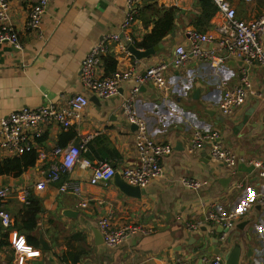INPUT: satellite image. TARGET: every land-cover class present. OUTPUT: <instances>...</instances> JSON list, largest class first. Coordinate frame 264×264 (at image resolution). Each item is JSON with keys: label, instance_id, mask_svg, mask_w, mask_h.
<instances>
[{"label": "crops", "instance_id": "obj_1", "mask_svg": "<svg viewBox=\"0 0 264 264\" xmlns=\"http://www.w3.org/2000/svg\"><path fill=\"white\" fill-rule=\"evenodd\" d=\"M7 1L19 48L0 45V115L48 103L60 105L71 96L84 93L89 103L79 121L67 130L53 122L44 126L35 148L48 152L56 146L79 145L81 139L90 135L81 156L93 164L106 163L118 173L137 164L136 129L121 112L124 97L135 83L130 80L120 86L116 96L99 99L81 84L80 65L90 48L105 35H119L124 46V37L128 36L133 45L152 31L162 8L176 11L174 30L151 57L137 60L131 54L119 53L117 42L111 43L113 52L107 56L115 62L114 70L131 68L135 74H143L157 63H168L164 74L166 89L146 83L139 87L135 99L136 111L148 133L156 142L171 147L170 154L160 160L164 176L141 188L145 194L135 199L120 192L113 179L105 186L90 184V172L76 167L64 180L68 177L79 182L83 194L90 199L86 208L79 205L75 196L59 192V183L33 190L40 171L46 168L36 158L34 165L20 176H0V187L12 188L4 203L12 223L16 220L21 225L19 217L30 205V197L41 205L34 230L20 231L12 223L6 229L0 227V264H174L176 259L204 264L216 256L213 252L217 250L225 264L227 253L236 245L241 249L239 264H264V209L253 198L264 194V65L248 67L229 55L223 56L224 62L218 67L194 57L180 67L172 62L175 46L190 50L191 31L211 37L210 43L200 44L202 50H216L222 26L216 9L208 20H197L203 16L200 0H142L138 14L123 34L120 25L126 11L125 0H49L42 15L40 36L24 28L35 0ZM227 1L242 22L253 21L264 13V0ZM261 42L264 46V33ZM105 58L98 66V77L111 74ZM246 67L249 87L245 89L244 103L225 117L219 109L221 96L240 83L241 71ZM251 109L253 112L242 126ZM195 131L216 134V141L230 150L238 163L253 170L241 173L236 166L233 172L218 164L211 159L207 144L190 153ZM6 158L9 157L0 150V160ZM182 178L206 181L207 185L192 190L181 184ZM22 188L30 189L28 204L20 194ZM246 197L251 198L252 205L231 227L222 228L208 220L209 212L227 216L237 211ZM63 210L73 211L76 216L65 217ZM107 212L112 214L113 228L133 224L150 232L131 234L114 247L103 242L98 245L93 230L100 233L97 222ZM192 222H199V227L186 229L185 224ZM28 237L33 243L35 239L37 246ZM40 237L46 248H42ZM228 239L231 243L219 244ZM21 248L30 252L18 254Z\"/></svg>", "mask_w": 264, "mask_h": 264}, {"label": "built area", "instance_id": "obj_2", "mask_svg": "<svg viewBox=\"0 0 264 264\" xmlns=\"http://www.w3.org/2000/svg\"><path fill=\"white\" fill-rule=\"evenodd\" d=\"M211 2L215 6L216 12L222 17L216 50H202L200 44L210 43L211 37L191 31L188 35L190 50L186 51L183 45H177L174 48L172 62L175 67L183 66L190 57L208 61L211 66L218 67L224 62V55L232 56L248 67L254 64L264 65V46L261 42V35L264 33V13L253 21L242 22L236 18L234 8L227 0H211ZM48 3L49 0H35L26 16L24 24L26 31H35L40 36L42 35V15ZM141 3L142 0H125L126 11L120 25L123 34L130 28L135 16L138 14ZM124 38L125 46L120 42L117 34L105 35L93 45L80 65L79 78L83 87L99 99H110L116 96L122 84L130 80L134 81L135 86L130 89L121 104V112L129 125L136 126L134 148L137 164L122 169L120 176L127 184L144 188L151 181L164 176L160 160L163 156L170 154L171 147L156 142L151 137L145 123L138 116L135 99L139 87L146 83H150L161 90L166 89L164 74L168 68V63L161 62L152 65L143 74H135L131 68H126L114 70L105 77H98V66L102 58L113 52L112 42H117L119 53H125L126 56L130 55L126 43L130 44L131 39L128 36ZM18 42V32L9 17V3L7 0H0V45L7 43L19 48ZM248 67L242 69L240 83L229 90H225L221 96L219 109L225 117L232 115L234 110L244 103L245 89L249 87L246 78ZM88 103V97L84 93H77L60 105L48 103L35 109L25 108L7 115H0V150L9 158L35 152L36 160L46 166L45 169L40 171V179L32 186V189L41 191L49 185L59 183L58 191L75 196L82 208L89 205L90 199L83 194L79 182L68 177L64 180V177L78 167L90 172V184L105 186L115 173L114 167L106 163L93 164L87 158L81 156V153L86 150V143L91 139L90 135H86L81 139L79 145L56 146L48 152L35 147L37 141L42 137L44 126L53 122L63 130H67L79 121ZM216 139V134H202L195 131L191 139L189 152L193 153L207 144L211 159L230 170L235 169L238 159L230 150L223 148ZM180 182L184 187L192 190L207 185L206 181L196 179L182 178ZM11 193V187H0V227L3 229L10 227L12 223L10 214L4 209V203ZM20 194L23 196L25 203L28 204L30 189L22 188ZM253 198L255 203L264 209V194H257ZM251 205V198L246 197L237 211L229 213L227 216L209 212L207 217L208 220L220 225L222 228L224 226L229 228L233 225L234 220L246 212ZM111 215V212H107V215L100 217L97 222L103 243L109 247L119 245L131 234L150 232L144 227L133 224L113 228L110 225ZM199 225V222L185 224L188 230L197 229ZM29 252L30 250L27 248L17 250L18 254ZM61 264L77 263L62 262ZM174 264L188 263L183 259H176ZM204 264H224V261L216 255Z\"/></svg>", "mask_w": 264, "mask_h": 264}, {"label": "trees", "instance_id": "obj_3", "mask_svg": "<svg viewBox=\"0 0 264 264\" xmlns=\"http://www.w3.org/2000/svg\"><path fill=\"white\" fill-rule=\"evenodd\" d=\"M203 16L197 20H208L215 12V7L211 0H200L199 1ZM161 17L154 22L152 31L145 35L140 42H133V46L138 49H149L162 42V40L174 30V8H162ZM106 68H110L111 73L114 70L115 62L110 57L105 56ZM35 154L33 152L25 153L19 157L6 158L0 160V176H12L18 177L28 168L34 165ZM33 197V196H32ZM30 197V205L26 207L23 214L19 217V222L14 220L12 227L20 231H32L36 227V214L40 211V203L37 199ZM21 228L19 229V227ZM27 240L30 243L32 238L28 237ZM34 245L37 246V242L34 239Z\"/></svg>", "mask_w": 264, "mask_h": 264}, {"label": "water", "instance_id": "obj_4", "mask_svg": "<svg viewBox=\"0 0 264 264\" xmlns=\"http://www.w3.org/2000/svg\"><path fill=\"white\" fill-rule=\"evenodd\" d=\"M127 50L128 52L135 57L137 60H141L143 58H149L152 55H154L159 49L162 48V44H158L152 48L149 49H144V50H139L137 48H135L132 44H127ZM94 101V100H92ZM253 111L251 109L250 112H248V114L243 118L242 120V126H244V123L247 120V117L249 114H251ZM132 129H136V126L132 125ZM237 166V170L241 173H250L253 170V167H249L244 165L243 163H238ZM236 168V167H235ZM113 179V180H112ZM111 180L114 182V184L116 185V187L120 190V192H122L124 195L130 197V198H135V199H140L141 195L145 194L144 189L139 188L138 186H132L127 184L126 182L123 181V179L120 176V173L116 172L114 173L113 177L111 178ZM62 215L65 217H74L76 216V213L70 210H63L62 211ZM240 227V226H238ZM203 231H205V229H203ZM93 235L95 238V242H97V244H101L102 241V236L100 235V233L94 229L93 230ZM39 242L42 246V248H46V244L41 240V237L39 238ZM229 244L231 243L230 239L226 240L225 242L219 241V244ZM220 253V251H214L213 254L214 255H218ZM240 254H241V249L240 246L236 245L234 246L226 255L225 258V264H239V258H240Z\"/></svg>", "mask_w": 264, "mask_h": 264}]
</instances>
